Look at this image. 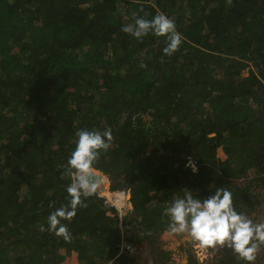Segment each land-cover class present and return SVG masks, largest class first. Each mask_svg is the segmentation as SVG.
<instances>
[{"label": "trees", "instance_id": "obj_1", "mask_svg": "<svg viewBox=\"0 0 264 264\" xmlns=\"http://www.w3.org/2000/svg\"><path fill=\"white\" fill-rule=\"evenodd\" d=\"M159 13L183 38L171 56L164 37L121 31ZM106 129L112 146L94 168L110 191L129 192L132 211L120 221L88 197L62 221L65 241L47 218L68 204L75 133ZM249 171L243 187L230 182ZM217 188L253 217L264 189V0H0V264H138L142 250L166 264L164 208L183 189L203 201ZM209 250L213 264H245L226 246Z\"/></svg>", "mask_w": 264, "mask_h": 264}, {"label": "clouds", "instance_id": "obj_2", "mask_svg": "<svg viewBox=\"0 0 264 264\" xmlns=\"http://www.w3.org/2000/svg\"><path fill=\"white\" fill-rule=\"evenodd\" d=\"M227 2L231 4V0ZM121 31L139 42H143V38L150 33L156 37H164L166 47L163 52L167 56L179 51L183 40L176 29L175 21L163 13L157 14L151 20L137 18L134 25H124ZM141 67L146 65L142 64ZM75 135L78 138L76 147L64 173L71 178L66 189L68 204L56 208L47 218L48 230L65 241H70L72 234L62 221L70 222L76 216L78 207L87 208L85 200L88 197L95 194L99 197L96 192L101 181L95 174L97 170L94 165L102 154L109 151L114 139L111 129L103 132L78 130ZM186 166L191 167L193 173L198 171L191 160ZM247 176L250 177V171ZM181 191L183 197L175 198L164 208L163 215L169 218L168 234H187L202 248L226 246L245 264H255L259 251L264 247V222H254L245 214L238 213L228 188H217L214 195L203 201L194 196L191 190ZM54 203L49 204V207H54Z\"/></svg>", "mask_w": 264, "mask_h": 264}, {"label": "rangeland", "instance_id": "obj_3", "mask_svg": "<svg viewBox=\"0 0 264 264\" xmlns=\"http://www.w3.org/2000/svg\"><path fill=\"white\" fill-rule=\"evenodd\" d=\"M250 69L254 70V67H251L250 65L248 68H246L241 73L242 77L248 76ZM215 156L221 161H225L227 159V155L225 154V151L222 149V147H218L216 149ZM99 172L100 171H98V173ZM246 176L247 174H245L244 177L238 179L237 181L231 179L230 182L239 185V187H243L244 183L246 184V181L249 180ZM107 188L109 190L108 186ZM258 192L259 204L256 205L254 212V214L256 215L254 216L253 214V217H251L250 219H252L254 222L257 220L264 222V189H259ZM111 212L112 211L107 212V215H110ZM189 243L190 241L188 240L186 234H173L170 238L161 237L160 241L157 242L156 245L164 254V256H161V254L159 256L164 257V259L166 260V264H187L188 258L190 256H193L194 259L198 261V264H213V253L211 252L212 250H209L210 248H202L196 241L191 244ZM151 260L152 253L148 250H142L141 257L138 259V264H155L152 263ZM255 264H264V247H262L259 251Z\"/></svg>", "mask_w": 264, "mask_h": 264}, {"label": "built area", "instance_id": "obj_4", "mask_svg": "<svg viewBox=\"0 0 264 264\" xmlns=\"http://www.w3.org/2000/svg\"><path fill=\"white\" fill-rule=\"evenodd\" d=\"M191 162L194 164L193 161H191ZM119 192L122 194L121 196H122V201H123V205H121L120 207H118L115 203H113L111 200H108L104 196L102 198H104V204L105 205H110V207L114 208V210L117 212L119 220L121 221L123 217L127 216L132 211V208L130 205V194H129V192L128 191L126 192L123 190L119 191ZM128 201H129V203H128ZM197 246H199V245H197Z\"/></svg>", "mask_w": 264, "mask_h": 264}, {"label": "bare ground", "instance_id": "obj_5", "mask_svg": "<svg viewBox=\"0 0 264 264\" xmlns=\"http://www.w3.org/2000/svg\"><path fill=\"white\" fill-rule=\"evenodd\" d=\"M96 175H99V173L96 171ZM107 180L105 179L104 182V187H101L97 190L98 194L100 196H104L108 200H111L113 203H115L118 207L123 205L122 201V194L119 191H109L108 188L106 187Z\"/></svg>", "mask_w": 264, "mask_h": 264}, {"label": "water", "instance_id": "obj_6", "mask_svg": "<svg viewBox=\"0 0 264 264\" xmlns=\"http://www.w3.org/2000/svg\"><path fill=\"white\" fill-rule=\"evenodd\" d=\"M98 172V171H97ZM97 177L100 178V181H101V187H104V182H105V179L106 177L103 175V173L99 172V175H96ZM98 194V191L96 192Z\"/></svg>", "mask_w": 264, "mask_h": 264}]
</instances>
